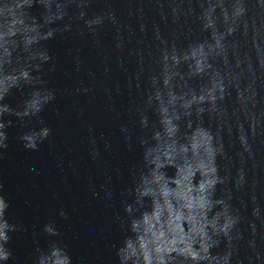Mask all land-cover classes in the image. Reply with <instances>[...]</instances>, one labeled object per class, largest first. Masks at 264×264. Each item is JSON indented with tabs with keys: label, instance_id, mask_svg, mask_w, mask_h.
Returning a JSON list of instances; mask_svg holds the SVG:
<instances>
[{
	"label": "clouds",
	"instance_id": "1",
	"mask_svg": "<svg viewBox=\"0 0 264 264\" xmlns=\"http://www.w3.org/2000/svg\"><path fill=\"white\" fill-rule=\"evenodd\" d=\"M2 236V234H0ZM0 258H6V255L0 254Z\"/></svg>",
	"mask_w": 264,
	"mask_h": 264
}]
</instances>
